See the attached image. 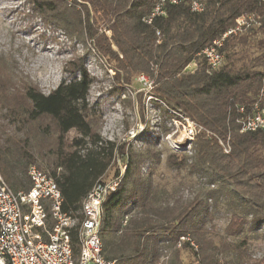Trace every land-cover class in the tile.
<instances>
[{
	"label": "trees",
	"instance_id": "16d2710c",
	"mask_svg": "<svg viewBox=\"0 0 264 264\" xmlns=\"http://www.w3.org/2000/svg\"><path fill=\"white\" fill-rule=\"evenodd\" d=\"M27 1L42 20L69 37H88L98 53L119 65L113 70L121 71L125 81L140 74L152 80L150 94L166 113L201 126L190 154L172 152L164 164L216 188L187 198L169 193L154 180L162 156L156 144L137 148L129 141L104 139L101 112L88 102L93 79L82 58L69 61L64 67L69 79L45 95L30 81L18 80L0 55V173L7 186L15 193L28 191L27 170L35 165L57 184L62 211L80 220L82 202L95 182L118 177L122 167L99 228L103 256L114 264H159L168 254L167 264H184V252L196 264H230L206 226L222 195L232 211L224 228L231 241L225 247L244 254L246 238H238L246 228L264 225V131L241 133L234 107L257 100L264 105V1L204 0L200 14L183 2L166 6V15L150 25L143 18L157 0ZM247 16L250 25L226 40L221 66L207 75L201 51ZM191 64L195 69L187 71ZM168 134L163 129L162 135ZM71 245L77 256L76 229ZM255 264H264V255Z\"/></svg>",
	"mask_w": 264,
	"mask_h": 264
},
{
	"label": "rangeland",
	"instance_id": "374dc122",
	"mask_svg": "<svg viewBox=\"0 0 264 264\" xmlns=\"http://www.w3.org/2000/svg\"><path fill=\"white\" fill-rule=\"evenodd\" d=\"M106 35L109 37L110 32ZM81 37L80 33L71 38L56 25L46 23L27 0H0V55L18 80L30 81L47 95L62 80L69 79V74L64 71L65 65L82 58L93 79L88 102L101 112V136L110 141H129L137 148L145 143L156 144L162 156L154 180L169 193L183 194L187 198L214 190L216 185L210 186L205 178L196 174L190 176L187 170H169L164 164V158L172 152L185 150L190 154L192 141L184 138L187 125L184 116L165 112L163 104L150 94L152 80L149 81L150 87L141 82V74L131 82L125 81L121 71L117 74L113 70L119 65L98 53L88 37L79 39ZM112 49L116 50L114 46ZM163 129H168L169 134L163 136ZM113 172L109 171V178ZM207 204L211 206L212 202L208 199ZM231 212L221 195L212 209V221L206 224L210 232L208 237L231 260L230 264H255L264 255V225L253 231L245 229L238 240L242 242L246 238V251L239 254L225 247L231 241L224 233ZM170 257L168 254L160 264H167ZM181 259L184 264H196L189 252L182 253Z\"/></svg>",
	"mask_w": 264,
	"mask_h": 264
},
{
	"label": "built area",
	"instance_id": "2783aa9c",
	"mask_svg": "<svg viewBox=\"0 0 264 264\" xmlns=\"http://www.w3.org/2000/svg\"><path fill=\"white\" fill-rule=\"evenodd\" d=\"M183 2L188 3L191 13L200 14L204 10V0H157L143 22L150 25L154 18L166 15V6ZM251 22L250 16L237 18L233 26L201 51L207 75L213 74L221 66V51L226 40L241 35ZM156 36H159V32H156ZM149 81V78L141 75V82L148 87ZM234 110V124L241 133L264 131V105L259 100L249 106L237 104ZM184 120L187 124L184 138L193 141L203 132V128L185 117ZM222 146L224 152L228 153L227 143ZM123 171L121 169L120 175L111 180L99 179L95 182L82 202L80 220L62 211V196L57 184L37 166L31 165L27 170L30 181L28 191L13 192L0 173V264H114L103 256L99 228L106 197L116 191ZM74 229L79 247L77 256H74L71 245ZM181 240L184 241L183 238ZM180 246L181 242L177 248Z\"/></svg>",
	"mask_w": 264,
	"mask_h": 264
},
{
	"label": "crops",
	"instance_id": "0c3cea01",
	"mask_svg": "<svg viewBox=\"0 0 264 264\" xmlns=\"http://www.w3.org/2000/svg\"><path fill=\"white\" fill-rule=\"evenodd\" d=\"M190 66L187 69H190V71H193L195 69V65L194 64H191Z\"/></svg>",
	"mask_w": 264,
	"mask_h": 264
}]
</instances>
